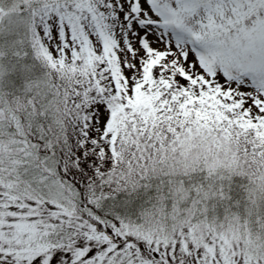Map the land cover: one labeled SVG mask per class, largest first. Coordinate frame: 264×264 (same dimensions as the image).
Instances as JSON below:
<instances>
[{
  "label": "snow or ice",
  "instance_id": "6c2138e0",
  "mask_svg": "<svg viewBox=\"0 0 264 264\" xmlns=\"http://www.w3.org/2000/svg\"><path fill=\"white\" fill-rule=\"evenodd\" d=\"M0 264H264V0H0Z\"/></svg>",
  "mask_w": 264,
  "mask_h": 264
}]
</instances>
